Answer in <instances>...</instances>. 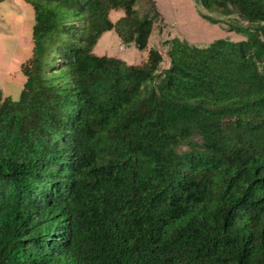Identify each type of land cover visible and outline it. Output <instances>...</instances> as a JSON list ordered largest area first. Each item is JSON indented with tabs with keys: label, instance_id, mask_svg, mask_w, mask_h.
<instances>
[{
	"label": "trees",
	"instance_id": "16d2710c",
	"mask_svg": "<svg viewBox=\"0 0 264 264\" xmlns=\"http://www.w3.org/2000/svg\"><path fill=\"white\" fill-rule=\"evenodd\" d=\"M28 1L26 80L0 90V264H264V0H196L244 39H168L166 68L93 51L109 30L146 50L155 0Z\"/></svg>",
	"mask_w": 264,
	"mask_h": 264
},
{
	"label": "rangeland",
	"instance_id": "374dc122",
	"mask_svg": "<svg viewBox=\"0 0 264 264\" xmlns=\"http://www.w3.org/2000/svg\"><path fill=\"white\" fill-rule=\"evenodd\" d=\"M161 19L155 24L146 50H139L133 43L125 44L115 30L102 34L94 47L98 55L122 58L128 63H142L147 59L148 50L157 48L163 54L161 67L169 66L165 41L174 37L191 43L204 45L218 38L235 41L244 35L231 31L225 23H211L201 12L217 15L198 5L196 0H155ZM146 3L138 7L144 10ZM124 15L123 10H112L110 18L115 22ZM35 11L28 0H0V90L2 98L12 96L18 99L26 76L21 65L32 55V31Z\"/></svg>",
	"mask_w": 264,
	"mask_h": 264
}]
</instances>
